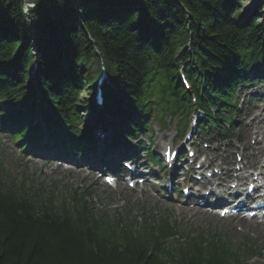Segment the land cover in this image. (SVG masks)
Instances as JSON below:
<instances>
[{
	"label": "trees",
	"instance_id": "16d2710c",
	"mask_svg": "<svg viewBox=\"0 0 264 264\" xmlns=\"http://www.w3.org/2000/svg\"><path fill=\"white\" fill-rule=\"evenodd\" d=\"M248 1L34 0L26 15L23 0H0V129L12 128L17 142L25 137L23 147L37 145L43 127L45 143L56 147L66 138L89 143L83 139L93 133L76 123L96 113L81 96L93 95L99 62L113 83L105 108L125 126L135 118L146 125L152 113L163 124L167 113L192 109L180 70L195 95L206 83L204 100L197 97L203 110L213 104L232 113L245 72L264 67V0L240 18ZM34 85L50 105L41 125L33 121ZM35 188L0 176V264H244L254 253L232 250L214 231L184 235L162 217L119 224L85 201L90 192L55 197Z\"/></svg>",
	"mask_w": 264,
	"mask_h": 264
},
{
	"label": "rangeland",
	"instance_id": "374dc122",
	"mask_svg": "<svg viewBox=\"0 0 264 264\" xmlns=\"http://www.w3.org/2000/svg\"><path fill=\"white\" fill-rule=\"evenodd\" d=\"M256 4V0H250L244 3L240 18L250 11L252 5L256 6ZM27 23L28 21L26 24ZM92 70H96V66H94ZM252 78L253 77L249 73L246 75L247 86L243 91L244 106L237 107L239 116L233 118V122L235 123L233 131L235 132L232 134L231 138L227 141H220L218 137L213 136L210 138L212 147L208 151H203L204 148L200 146V141L206 142L207 138L198 134L194 128L187 130L188 134L192 137L191 141L194 149L204 152L208 163H212L213 166H219L221 161L226 159L231 166V170L234 171L239 163L244 165L245 163L250 164L255 162L256 166H258V163L262 162V157H260V159L257 158L256 155L251 157L256 149L253 146L254 141L260 140V137L251 139V134L259 132L258 134L262 137V133L264 134V83L259 84L255 81H251ZM85 95L86 94H83L82 98H85ZM88 100H90V97H88ZM255 117L256 119H254ZM167 118L169 117L167 116ZM136 123L138 125L141 124L139 119H136ZM158 125L157 121L151 120L148 125V132L142 134L136 133L138 136V140L136 141L142 144H135L134 146L136 147H133L132 143L124 142L133 149L132 152H124V154L139 153L140 156L137 158L146 159V153L150 152L151 154H155L157 160L159 162L161 161L164 167L162 148L170 141L175 142V137L178 135L177 130H179V124L177 121H170L167 119L166 126L160 131H157ZM225 126L228 127L227 125ZM249 131L251 132L250 134ZM160 136H163V138H159ZM149 137H151L152 141ZM3 140L5 141L4 143L0 142V168H4L2 170L4 173L19 176L22 172L20 167L24 168V164L27 162L29 177L38 185L43 186V188H48L50 186V181H53L60 190H65L70 186L72 188H78L77 186L80 183H82L84 187L91 186V191L98 200L96 203L102 207H99V209H104L109 217L114 215V211L123 212L125 208L132 210L131 214L132 216H136V218L142 216V214L147 216L151 214L154 216H166L172 222L182 226L186 231L211 230L217 232L220 236H226V242L232 250H236L241 245L247 244L256 251L258 258L254 261H256L257 264H264V233L260 234L258 232H253V230L238 223L237 219L221 220L216 216L206 214L203 210H182L163 200L152 198L151 195H149L148 188L145 193L131 192L122 187L109 190L103 185L102 181L98 179L96 174L90 176L87 172L76 174L69 170L64 171L63 168L55 164L54 159L57 155L53 150L52 152H48V159H40L38 156L28 157V155H24L26 157H23V152L19 150L20 147L18 144L11 142L10 137L4 136ZM237 140L240 144L237 143ZM41 145L42 142H40V146ZM154 147L157 149L156 152ZM124 150L127 151L126 148ZM212 150H214V152H212ZM112 153H118V148ZM37 154L42 153H36L35 155ZM118 154L120 156V153ZM86 156L81 155L80 159L84 160ZM238 157L241 158L239 163L237 162ZM187 160L188 159H186L185 168L190 170V172L196 170L194 165L189 166ZM134 162H137L136 159H134ZM179 162L182 163L183 159ZM45 164H47L48 167H46ZM186 169L182 168V172H185ZM163 173L164 177L169 179L170 176L166 169H164ZM231 176L232 175L229 174V177Z\"/></svg>",
	"mask_w": 264,
	"mask_h": 264
},
{
	"label": "bare ground",
	"instance_id": "6f19581e",
	"mask_svg": "<svg viewBox=\"0 0 264 264\" xmlns=\"http://www.w3.org/2000/svg\"><path fill=\"white\" fill-rule=\"evenodd\" d=\"M254 119H256V117ZM164 150H165V148H164ZM262 167L264 168V165ZM89 172H90V169H89ZM260 175H262V173H260ZM205 203H207V202L205 201ZM241 209H242V207L239 208V210H241ZM237 220H238V223H240L242 226H244L248 229L253 230V232H258L260 234L264 233V222L256 223L255 221L246 220L242 217H238Z\"/></svg>",
	"mask_w": 264,
	"mask_h": 264
},
{
	"label": "clouds",
	"instance_id": "9594fccd",
	"mask_svg": "<svg viewBox=\"0 0 264 264\" xmlns=\"http://www.w3.org/2000/svg\"><path fill=\"white\" fill-rule=\"evenodd\" d=\"M35 7V2L33 0V2H30V3H27L26 6L22 9V12L24 14H28L30 9L34 8Z\"/></svg>",
	"mask_w": 264,
	"mask_h": 264
},
{
	"label": "water",
	"instance_id": "95a60500",
	"mask_svg": "<svg viewBox=\"0 0 264 264\" xmlns=\"http://www.w3.org/2000/svg\"><path fill=\"white\" fill-rule=\"evenodd\" d=\"M25 2H33V1H29V0H24Z\"/></svg>",
	"mask_w": 264,
	"mask_h": 264
}]
</instances>
